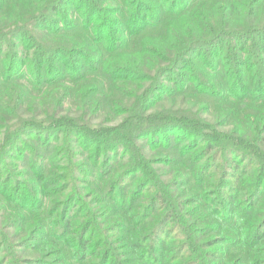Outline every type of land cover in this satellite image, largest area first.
<instances>
[{
  "label": "rangeland",
  "instance_id": "1",
  "mask_svg": "<svg viewBox=\"0 0 264 264\" xmlns=\"http://www.w3.org/2000/svg\"><path fill=\"white\" fill-rule=\"evenodd\" d=\"M201 53L205 54V50ZM115 62L123 63L120 58ZM193 62V57L186 58L180 70L164 77L159 74L158 78L152 76L153 71L144 70L140 77L148 81L142 89L125 82L123 92L135 89L130 101L123 100L118 105L122 111L115 114V122L105 116V86L93 80L76 82L71 92L79 96L84 90L90 91L91 86L99 91L91 104L74 98L67 119H61L65 113L54 114L58 122L49 124L50 131L18 141L12 150L13 158L5 161V167L0 166L3 193L7 192L0 194V234L6 233L11 241L19 242L16 246L21 250L22 264H81L77 259L81 243L86 247L85 262L91 264H143L144 256L152 257V244L167 252L163 264H171L175 258V252L168 251L175 244L183 259L174 264L184 259L189 264H225V254L240 251L241 238L249 232L256 214L261 213L264 218V185L253 197L260 158L239 142L223 141L226 137L222 136L230 135L235 125H226L229 119L224 118L222 105L201 92L189 101H182L186 98L182 96L163 102L166 93L175 87L177 76L186 75ZM152 77L160 80V91L155 105L143 118L144 124L155 127V132H146L142 137L133 128L143 120L134 113L138 107L135 98L144 101L146 88L152 87ZM51 96L52 92L44 97ZM57 99L59 94L54 95L52 104ZM41 101L39 97L36 103L42 105ZM3 103L7 101L3 100L0 107L5 106ZM188 103L194 104L196 118L187 120L209 127L197 132L191 124L184 125L187 122L181 125L178 121L176 127L166 125L173 121L178 109L189 108ZM161 126L164 127L160 130ZM35 136L43 141L38 153L30 149H37ZM206 139L217 142L219 150L204 151ZM100 140H107L108 144L102 145ZM226 142L231 149H223ZM35 154L42 160L36 159ZM22 157L43 166L42 179L33 167H23ZM10 168H18V181L29 186V200L35 201L28 202L31 211L18 208L10 197L15 190L14 181H9ZM144 218L146 223H142ZM224 233L232 235L228 243L212 246ZM3 237L0 246L8 250L10 243L7 236ZM209 252H215L220 259L208 257ZM4 254L0 264L7 259ZM226 264L250 261L247 258L245 263Z\"/></svg>",
  "mask_w": 264,
  "mask_h": 264
},
{
  "label": "trees",
  "instance_id": "2",
  "mask_svg": "<svg viewBox=\"0 0 264 264\" xmlns=\"http://www.w3.org/2000/svg\"><path fill=\"white\" fill-rule=\"evenodd\" d=\"M203 49L205 54L201 53ZM190 57L194 58L190 71L177 76L175 87L171 93H166L163 102L182 96L186 97L182 101H189L201 92L222 105L224 118L229 119L225 124L235 125L230 135L222 136L226 137L223 141L239 142L260 158L254 174L255 198L264 185V0H0V104L7 101L0 107V166L5 167V161L13 158L12 150L19 140L50 131L49 124L58 122L54 114L65 113L61 119H67L70 106L78 98L84 100L85 105L91 104L99 91L91 86L90 91L84 90L79 96L71 92L76 82L93 80L105 86L102 91L108 106L105 116L115 122L118 117L115 114L122 111L118 107L121 101H130L135 87L142 89L143 83L148 81L140 77L144 70L153 71V77L174 73ZM117 58L123 63H116ZM153 77L152 87L144 92V101L135 98L138 107L134 108V113L143 120L133 128L142 137L146 132H155V127L144 124L143 118L155 105L160 91V80ZM125 82L127 86L129 82L135 84L133 91L123 92ZM70 85L73 86L70 88ZM106 87L108 91L104 92ZM51 92V97H44ZM55 94H59L60 99L52 104ZM39 97L42 105L36 103ZM188 107L178 109L179 113L166 125L176 127L178 121L181 125L187 122L184 125L190 127L191 124L197 132L209 127L189 122L187 119L196 118V113L194 104L188 103ZM35 137H38L37 149H30L38 153L43 141L42 137ZM99 142L108 144L107 140ZM227 142L223 149L227 148ZM203 143L204 151L219 150L217 142L211 139ZM20 162L23 167H33L34 173L42 179L43 166L36 160L33 163L22 157ZM206 169L207 166L205 173ZM19 172L18 168L9 170L12 175L9 181L15 183L14 195L10 197L16 200L18 208L31 211L28 202L35 201L29 200V186L18 181ZM6 193H3L0 176V194ZM261 215L256 214L249 232L242 236L240 251L222 258L225 264L245 263L247 258L250 264L251 260L253 264H264V218ZM235 226L238 228L237 224ZM86 229L87 226L84 232ZM1 236L4 239L7 236L10 243L8 250L0 246V257L4 253L7 257L4 264H22L21 250L16 246L19 242L11 241L12 237L6 233ZM231 237L230 233H224L212 246L223 241L228 243ZM82 244L77 259L81 264H91L85 262L86 247ZM176 246L168 248L176 255L171 264L183 259L182 252H176ZM150 249L152 257L144 256L143 264H163L167 252L157 250L153 244ZM207 256L220 259L215 252ZM179 264L189 262L184 259Z\"/></svg>",
  "mask_w": 264,
  "mask_h": 264
}]
</instances>
